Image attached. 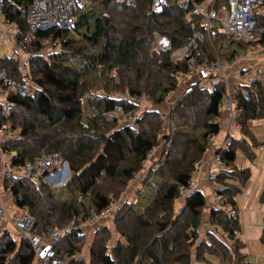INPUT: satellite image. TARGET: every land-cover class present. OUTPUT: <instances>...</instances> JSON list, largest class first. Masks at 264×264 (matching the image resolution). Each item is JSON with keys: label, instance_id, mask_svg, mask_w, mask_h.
I'll return each mask as SVG.
<instances>
[{"label": "trees", "instance_id": "16d2710c", "mask_svg": "<svg viewBox=\"0 0 264 264\" xmlns=\"http://www.w3.org/2000/svg\"><path fill=\"white\" fill-rule=\"evenodd\" d=\"M33 2L5 1L4 14L17 26L18 42L28 31L27 16ZM199 2L194 0L195 4ZM147 6L142 3L136 8L122 5L112 9L108 4L103 15L97 16L91 25L84 13L74 30L56 27L41 30L27 47L31 55L28 78L34 91L10 96L12 109L8 117L3 116L0 105V128L8 126L20 131L18 138L3 149L14 154V167H22L42 153H58L71 173L64 188L68 194L65 199H57L45 179L39 185L27 177L7 181L6 189H10L16 207L27 209L35 219L37 234L47 235L54 226L64 228L74 219L80 225L87 223L92 213L100 214L117 203L142 170L149 152L163 143L166 118L152 108L177 91L191 63L189 57L175 62L169 53L159 52L153 33L167 36L173 47L179 48L189 36L202 30V19L196 16L188 19L185 10L175 4L159 16L147 13ZM81 25L84 34L78 36ZM71 34L81 39L76 40L80 46L69 39ZM223 34L219 31L212 43L209 40L211 49L205 42L202 44L199 61L215 60L217 55L227 61L235 59L238 51L232 49L229 38L225 37L230 54L217 47L216 42ZM48 46L53 51L43 56ZM0 67L12 78L16 72L20 73L16 60L1 58ZM86 94L96 95L87 101L93 113L84 122ZM114 94L119 97L129 94L130 100H115ZM226 96L224 82L213 90L195 86L193 93L171 111V120L179 131L169 155L158 172L147 174L144 184L150 189L139 197L138 203L124 204L114 215L117 233L124 241H118L113 258L107 254L106 239L96 242L90 251V264H216L213 257L222 264H251L237 239L238 221L220 209L211 212L210 222L229 233L235 243L229 246L213 237L196 247L193 258L195 234L202 222L206 198L194 192L185 198L183 210H176L183 199L181 188L194 179L197 165L221 131L218 120ZM143 98L150 100L152 108L135 119L140 111L135 100ZM236 100L242 126L248 121L264 120V79L243 88ZM117 107L123 111V117L112 120L104 117ZM180 116L182 122L177 124L175 120ZM128 118L134 119L131 125H125ZM103 136L107 137L106 142ZM236 151L235 146L220 151L226 167L234 164ZM233 173L237 172L233 170L219 181L224 183ZM242 175L240 172L241 178ZM153 180L157 181L155 186L151 185ZM235 193L229 188L222 190L221 195L234 206ZM80 231L75 229L66 234L67 248H56L60 258L77 254L74 239L80 237ZM20 244L9 234H0V264H39L28 240L23 238ZM85 263L78 259L75 264Z\"/></svg>", "mask_w": 264, "mask_h": 264}, {"label": "built area", "instance_id": "2783aa9c", "mask_svg": "<svg viewBox=\"0 0 264 264\" xmlns=\"http://www.w3.org/2000/svg\"><path fill=\"white\" fill-rule=\"evenodd\" d=\"M6 0H0V23L8 26L11 32L17 30L15 23L10 22L4 14ZM95 0H34L31 9L27 16L28 31L21 41V46H30L36 39V34L41 30H47L52 27L74 30L79 22L80 17L94 3ZM111 1V0H110ZM127 7L136 8L139 4L138 0H116ZM151 1V4H150ZM172 0H149V5L152 9V14L159 16L163 15L172 5ZM228 9L225 7L217 8L219 0H201L195 4L194 0H176L175 5L185 10L188 19L200 17L202 19V30L195 32L189 36L184 44L179 48H174L172 41L157 31L153 33L156 43V49L159 52L169 53L172 61L178 62L186 57L190 58L191 67L188 72L181 77L185 83L191 79H195L192 84L187 83L182 96L172 103L169 116L166 117L167 126L163 132V143L159 148L160 154L156 158V162L161 165L166 160L174 143L175 135L178 133V126L171 120V111L182 102L184 98L191 95L194 87L200 89L213 90L218 86L225 77V70L229 65H234L239 61H245L249 58V54L236 56L233 61H227L217 55L215 60L205 59L199 61L201 56L202 44L208 36L210 42H213L214 31L220 29L227 38L234 44H252L261 41V32H264V26L259 28L258 15L264 18V0H226ZM21 73V82L16 81L9 76L5 68L0 67V101L2 104L3 116L8 117L11 113L12 104L9 102V97L12 95H28L31 94L33 84L28 78V65L21 64L19 66ZM104 92L100 95L104 96ZM115 100H130L129 94L123 96L113 95ZM146 102V108H142ZM140 107V111L135 115V119L140 117L144 112L151 108L149 99L135 100ZM221 111L229 113L232 118L238 119L240 110L236 108L231 99L226 96L221 105ZM124 113L121 108L117 107L113 111L104 114L108 120L123 117ZM129 117V116H127ZM240 127V125H238ZM18 131L13 130L8 126L0 128V221H5L9 218L13 227L21 234L22 238L27 239L30 243L39 264H75L79 259V255L65 256L60 258L57 254V246L64 240L66 234L78 229L80 222L77 219L64 227L59 228L54 226L50 229L47 235L35 233L36 221L27 209H19L18 213L8 216L6 208L2 205V193L4 189L8 195H11L10 189L3 186L4 181H10L19 177H27L38 183L42 179H59L60 183L66 181L65 171L67 162L58 153H42L31 162H27L22 167L12 166L14 154L4 151L3 141L10 140L11 136ZM233 146V138L227 136L222 143L220 149L211 152L209 150L203 159L199 162L196 170L201 166L208 164L210 169L207 173L206 180L212 191L213 208L223 210L232 220L237 221V210L226 203L221 192L222 188L217 184L218 175L227 171V167L223 163L220 151L229 150ZM213 148V147H212ZM157 148L150 151L148 158L153 159ZM68 165V164H67ZM156 168H153L155 170ZM52 172L49 178L46 175ZM139 174H136L137 177ZM64 178L63 180H61ZM197 189V180L193 179L186 187H182L180 194L183 199L193 194ZM14 200V198H13ZM114 204L103 210L100 214L92 213L87 222H95L101 218L114 217ZM82 225V224H81ZM80 225V226H81ZM211 236H216L224 241L226 245L234 242L229 233L223 231L221 227L211 224L210 219L206 226L199 228L195 234V245L201 242H209Z\"/></svg>", "mask_w": 264, "mask_h": 264}, {"label": "crops", "instance_id": "0c3cea01", "mask_svg": "<svg viewBox=\"0 0 264 264\" xmlns=\"http://www.w3.org/2000/svg\"><path fill=\"white\" fill-rule=\"evenodd\" d=\"M18 32V28L11 32L10 30H5L2 24H0V59L19 61V59L15 57L16 55H19V50L21 48V43H19L17 39ZM260 42H262V38L258 43L241 44L248 46L247 48L245 47L244 50L238 51L237 56L249 54V58L245 61L241 60L234 65H229L225 70L226 77H224L222 81L225 84L227 83V96L231 99L236 108L237 93L241 90L243 91V88L251 86L258 79V71L262 72L264 69V49L260 50ZM6 43L8 45H5ZM254 44L258 45L255 47ZM3 45L8 47L7 51H2L4 48ZM18 64L19 66H21V64L28 65L25 61L18 62ZM185 82L181 80L179 89L169 94L163 105L161 104L154 108L151 106L150 108H152L153 111L161 112L160 114L162 115L167 111L170 113V105L182 96L187 83L192 84L195 82V79H191L187 81V83ZM2 104L3 101H0V105ZM168 112L167 114H169ZM167 114L164 115L167 117ZM218 122L221 128L220 133H223L225 139L227 136L233 138L232 147L235 146L237 151L234 164L227 167V171L218 175L217 184L223 190H229V188L236 190L234 196L235 204L233 207L238 212L237 221L240 226V233L238 234L237 239L244 246L242 250L243 254L248 258V256H252V251L256 250L260 256H264V120L248 121L242 126L238 119L232 118L229 113L222 112ZM238 125H240V127H238ZM15 135H19L18 132ZM16 136L14 139H17ZM216 138L213 140V148L211 147L210 149L211 152L220 149L225 140L223 138L224 140L215 141ZM157 149L154 158L150 160V164L152 165L155 164L156 158L160 154L161 148ZM224 151L226 150L221 152ZM209 169V165L205 164L194 173V179L197 180V189L195 192H200L205 196L207 201L199 228H203L208 224L209 219H211V212L215 210L213 208L212 191L206 180ZM233 170L237 173H233L232 178H227L224 180V183L219 181L222 177L228 176L230 173L232 174ZM240 172L244 173L242 178ZM146 176L147 174L141 171V173L139 172V175L131 181L121 199L115 203V211L119 210V208L125 203L131 204L136 200L137 192L142 184H144L142 182H144ZM245 176L246 178H243ZM69 178H71V173ZM69 178L68 181L70 180ZM1 203L8 209V213L14 212L15 208L17 209L16 213H18L19 209L16 207L14 200H11L10 195H2ZM83 229L84 228L82 227L81 232ZM213 237L218 239L216 236H211V238ZM218 240L219 242L224 243V241L220 239ZM192 254L193 258H196L197 250H193ZM216 260L218 262L220 259L216 258ZM217 262L216 264H218Z\"/></svg>", "mask_w": 264, "mask_h": 264}, {"label": "rangeland", "instance_id": "374dc122", "mask_svg": "<svg viewBox=\"0 0 264 264\" xmlns=\"http://www.w3.org/2000/svg\"><path fill=\"white\" fill-rule=\"evenodd\" d=\"M103 0H95L94 3H92L88 9L84 12L86 14V16L88 17V20H89V23L90 25L93 23V20L99 16L100 14H102V12H104V6H103V3H102ZM176 0H172L170 1L171 5H173ZM139 4L141 5L142 3L143 4H148L147 6V13L149 14H152V9H151V6L149 5V0H138ZM118 6H122V4L116 0H111L109 2V7H112V9L118 7ZM221 7H225L226 9H228V6H227V1L226 0H219L218 2V6L217 8H221ZM31 9V7L29 8V10ZM29 12V11H28ZM258 20H259V28L261 29L263 26H264V18H262L260 15H258ZM2 24L3 28L6 30H9L8 26L4 25L3 23H0ZM60 29V28H59ZM84 26L81 25L78 27V36H81L82 34H84ZM93 27L91 28V32H93ZM220 29H216V31H214L215 35L217 33H219ZM261 36H262V40L263 42H260L261 44H259V48H261L260 50L264 49V32H261L260 33ZM223 38L220 39L218 42H216L217 44V47L223 52L225 51L226 53L230 54V50H229V47H228V44H229V41L227 40V36L225 34H223ZM225 37L227 38L225 40ZM69 39H73L75 44L78 46H80L81 44L77 43L78 41L76 40H80L78 37H74L72 34L69 35ZM21 43V42H19ZM209 43V38L208 36L206 37V41H205V46H207V48L211 49ZM5 45H8L7 43ZM215 45V43L213 44V46ZM255 47L258 45V44H254ZM4 46V45H3ZM20 50H19V55H16L15 57H17L19 59L18 62H27L30 60L31 58V55L28 53V49L27 47L28 46H20ZM49 48L47 49L46 52H44L43 56H48V54L50 52L53 51V47L52 46H48ZM8 47L4 46L3 48V52L4 51H7ZM232 49L233 50H237V51H242L245 49V47H240L239 45L237 44H232ZM58 52H59V49L57 48ZM201 51L203 52V47L201 48ZM29 64V63H28ZM262 69V68H261ZM226 77V76H225ZM257 78L258 79H264V69L262 72L258 71L257 73ZM13 79H15L16 81L18 82H21V73H18L16 72L15 75L13 76ZM223 83V82H222ZM224 85H226L227 87V83ZM230 86V84H229ZM179 89V88H178ZM227 90H228V87H227ZM33 93V92H32ZM96 94H86V97L83 99L84 100V104H83V107H84V122L87 121V118L92 115L93 113V108H91L88 104H87V101L88 99H91V98H94ZM146 102L143 103L142 105V108H146ZM163 105V104H162ZM172 106L170 105V108ZM170 110V109H169ZM168 112V111H167ZM167 112L163 113V117L166 118V114ZM161 113V112H160ZM169 113V112H168ZM137 114V113H136ZM165 114V115H164ZM184 114V113H182ZM167 116H169L167 114ZM134 118V117H133ZM133 118H128L126 119V123L125 125H131L132 122H134V119ZM128 120V121H127ZM179 120V121H178ZM173 121V120H172ZM175 122L178 124V122H182V118L180 116V119H177L175 120ZM201 123V122H200ZM167 126V120L165 121V128ZM18 131V130H17ZM20 131H18V134H19ZM16 135H13L11 136L10 140H7V141H3V144H2V147L4 148L9 141H11L12 139L15 138ZM222 136V137H221ZM18 138V135L16 136ZM223 133H220V135L216 138L215 141H221L223 139ZM225 139V138H224ZM223 139V140H224ZM160 165L155 162V164H150V160L149 158L144 162L143 164V168H142V172H145V174H148L150 171H153V172H158V170L160 169L159 167ZM153 168H156L155 170H153ZM140 171V173H141ZM139 174V173H138ZM64 178H62L61 180H63ZM70 179V178H69ZM58 180V181H57ZM53 189V192L56 196L57 199H65L68 197V194L65 193L64 191V188L66 186V184L68 183V179L66 181H62L63 183H60V180L57 178V179H54V178H51V180L49 179H46L45 180ZM157 181L156 180H153L151 182V185L153 184V186H155V183ZM6 183L7 181H4L3 183V186L6 188ZM40 182H38L36 185H39ZM144 183V182H142ZM152 188V187H151ZM150 188L148 186L145 187V184H142L141 188L138 190L137 192V197H136V200H134V202H132L131 204H137L138 203V200H139V197L143 194H145ZM2 195H8L5 190L3 189L1 191ZM9 196V195H8ZM11 197V200H13V197L12 195H10ZM185 199H182L181 202L179 201L176 205V210L177 212H181L183 210V206L185 205ZM13 203V202H12ZM127 204V203H125ZM116 205H114V213H115V210H116ZM6 208V207H5ZM7 212H8V209L6 208ZM13 210V209H12ZM17 211V209L15 208L14 209V212H9L8 213V216H12L13 214H15ZM19 212V211H18ZM84 228L83 231L80 235L79 238H75V244L76 246H78L77 250L75 253H78L79 254V260H83L84 262H86L85 264H90V261H91V256H90V251L92 249V247L94 246V244L98 241H105V239L107 240V243H106V247H107V254L110 255L112 258H113V249L117 246L118 244V241H121L123 242L124 239L120 238L119 234L117 233V229H116V226H115V217H107V218H101L100 220H97L95 222H87V223H84L82 224L81 226H78V229L81 230V228ZM0 234H9L13 239H15L18 243V246H22L20 243H21V240L23 239L21 234L13 227L12 223L10 222L9 218L6 219L5 221H0ZM77 237V236H76ZM211 240V237L209 238V241ZM234 243L232 242L231 244H228L229 246H232ZM68 246V238L64 241H62L58 246L57 248H62V247H66L67 248ZM198 246V245H197ZM196 246V247H197ZM22 248V247H21ZM196 248H193V250H195ZM62 257V256H60ZM248 260L251 264H264V256H260V254L254 250L252 251V256H248ZM213 261L216 263L217 260L215 257H213ZM218 264H221L220 260H218L217 262Z\"/></svg>", "mask_w": 264, "mask_h": 264}, {"label": "water", "instance_id": "95a60500", "mask_svg": "<svg viewBox=\"0 0 264 264\" xmlns=\"http://www.w3.org/2000/svg\"><path fill=\"white\" fill-rule=\"evenodd\" d=\"M110 0H103V6L106 8L109 4ZM150 4H151V1H150ZM105 21H106V24L108 23V18H105ZM103 139V142H106L107 141V137L106 136H103L102 137ZM165 139V137H164ZM66 171H65V179L64 180H67L69 177H70V171H69V167L68 165L66 164Z\"/></svg>", "mask_w": 264, "mask_h": 264}]
</instances>
